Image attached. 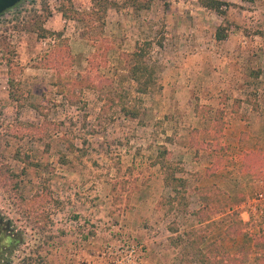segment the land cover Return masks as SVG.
<instances>
[{
  "label": "rangeland",
  "instance_id": "374dc122",
  "mask_svg": "<svg viewBox=\"0 0 264 264\" xmlns=\"http://www.w3.org/2000/svg\"><path fill=\"white\" fill-rule=\"evenodd\" d=\"M99 1L21 0L0 15V219L15 243L3 264H124L130 244L139 264H264V165L245 167L264 150V0H223L222 13ZM38 17L51 36L27 29ZM145 40L157 84L138 93L122 54ZM122 90L138 118L120 111ZM161 146L187 179L178 204Z\"/></svg>",
  "mask_w": 264,
  "mask_h": 264
},
{
  "label": "trees",
  "instance_id": "16d2710c",
  "mask_svg": "<svg viewBox=\"0 0 264 264\" xmlns=\"http://www.w3.org/2000/svg\"><path fill=\"white\" fill-rule=\"evenodd\" d=\"M128 4H132L136 6V9H142L147 7L149 4V0H127ZM101 7L106 10L108 7H110L112 4L108 2L107 0H100L99 1ZM200 3L203 7L214 9L215 11L222 13L223 9L222 6H227L229 3L223 1V0H200ZM48 16L51 15V12H48ZM62 16H67L65 12H61ZM83 16H86L87 19ZM81 16V21H88L91 19V13H86ZM80 17V16H78ZM45 18L38 17L36 20L31 22V26L28 25L27 29L29 31H33L37 33V35L40 38H45L48 36H51L53 32L45 27ZM226 36V32L222 29L221 26H218L216 31V38L221 40L224 39ZM158 45H161V41L158 43ZM152 46V42L149 40H145L142 42H138L135 45V48L133 51L130 52H123L122 58L124 60V66L127 69V73L129 77L135 82L136 87L135 90L138 93H146L150 89H152L157 84V75L158 70L157 66L155 64L149 63L148 55L150 52V48ZM58 48H54L50 54L52 58L54 59L56 55H58ZM95 57V54L91 56V59ZM59 59V58H58ZM90 59V62H91ZM57 62V61H55ZM255 77H258V72H255ZM64 84V83H62ZM68 85V83H66ZM89 87L97 88L98 85L93 83L92 81H88L86 84ZM9 86H10V97L12 99H17L20 102L19 94H22L23 90L20 87L19 83L12 78L9 79ZM13 88H16L15 92L13 93ZM123 93L119 94V100L118 105L120 107V111L124 114V116L135 119L138 118L140 115V109L135 106L129 104V102L126 100V95L124 90H122ZM236 102H239L238 99H235ZM74 146L72 145L70 149H73ZM218 150H222L220 147ZM259 150V151H258ZM258 152H261L264 155V150L258 149ZM73 151V150H72ZM212 151V150H211ZM214 151V150H213ZM168 150L165 146H161V149L157 153L156 156V162L160 165L163 173V182L164 184L169 187L172 191L171 196L168 198L169 203H180L182 200H184L185 192H186V184L187 179L181 175V172H183V169L176 165V163L171 162L166 158ZM258 152L255 151H249L248 160L245 165V167H248V171L251 172L253 175L258 176L255 172L257 167L259 165H264V160H261V158H257ZM219 159L213 160L212 165H219ZM250 173V174H251ZM261 195V194H260ZM214 212V210H211L207 202H204L197 210L194 211V215L197 216L198 222L203 223V221L208 218L210 213ZM209 214V215H208ZM236 225H234V230L241 231L240 229L244 224L241 222V220H235ZM172 232H174L173 228L171 229ZM234 261V264H238L239 258L237 256H232L231 258ZM202 261L204 264H222L221 260L217 259H211L207 255L202 256Z\"/></svg>",
  "mask_w": 264,
  "mask_h": 264
},
{
  "label": "flooded vegetation",
  "instance_id": "af4514ba",
  "mask_svg": "<svg viewBox=\"0 0 264 264\" xmlns=\"http://www.w3.org/2000/svg\"><path fill=\"white\" fill-rule=\"evenodd\" d=\"M0 219V264H3L2 257L7 256L11 252L12 247L15 245L13 242V234L10 233L9 225L2 226Z\"/></svg>",
  "mask_w": 264,
  "mask_h": 264
},
{
  "label": "built area",
  "instance_id": "2783aa9c",
  "mask_svg": "<svg viewBox=\"0 0 264 264\" xmlns=\"http://www.w3.org/2000/svg\"><path fill=\"white\" fill-rule=\"evenodd\" d=\"M127 248H128L127 255L125 257L126 262L124 264H139L141 253L143 250L142 249L143 245L142 244H130V245H127ZM115 263L120 264L118 260H116Z\"/></svg>",
  "mask_w": 264,
  "mask_h": 264
},
{
  "label": "water",
  "instance_id": "95a60500",
  "mask_svg": "<svg viewBox=\"0 0 264 264\" xmlns=\"http://www.w3.org/2000/svg\"><path fill=\"white\" fill-rule=\"evenodd\" d=\"M21 0H0V15L17 5Z\"/></svg>",
  "mask_w": 264,
  "mask_h": 264
}]
</instances>
